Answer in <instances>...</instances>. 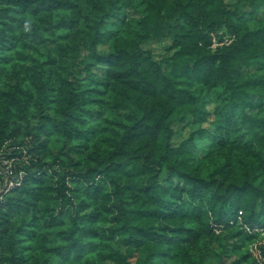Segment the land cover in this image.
Wrapping results in <instances>:
<instances>
[{
  "label": "trees",
  "instance_id": "16d2710c",
  "mask_svg": "<svg viewBox=\"0 0 264 264\" xmlns=\"http://www.w3.org/2000/svg\"><path fill=\"white\" fill-rule=\"evenodd\" d=\"M166 39L159 58L144 46ZM14 145L0 264H256L264 0H0Z\"/></svg>",
  "mask_w": 264,
  "mask_h": 264
},
{
  "label": "built area",
  "instance_id": "2783aa9c",
  "mask_svg": "<svg viewBox=\"0 0 264 264\" xmlns=\"http://www.w3.org/2000/svg\"><path fill=\"white\" fill-rule=\"evenodd\" d=\"M11 149L21 150L22 155L16 156L14 154H6L0 151V200H2L13 189L18 187L22 183L26 174L24 168L18 166L19 162L27 163L28 161V154L25 147L14 145ZM239 214H241V211H239ZM246 230L250 231L248 227H246ZM215 231L218 232V229H215ZM263 241L264 238L261 241H255L249 245V251L255 258L256 264H264V254L260 248Z\"/></svg>",
  "mask_w": 264,
  "mask_h": 264
},
{
  "label": "rangeland",
  "instance_id": "374dc122",
  "mask_svg": "<svg viewBox=\"0 0 264 264\" xmlns=\"http://www.w3.org/2000/svg\"><path fill=\"white\" fill-rule=\"evenodd\" d=\"M228 3L233 2V0H226ZM214 40L213 45H216L217 42H215L216 40ZM228 40V39H227ZM170 44V40L166 39L165 41H151L146 43L144 46L148 49H150L157 58H159L161 55H163L164 53H166L165 47H167ZM209 109H212V106H209ZM205 126H207L208 128H210V124L205 123ZM174 130H176V135L174 136L173 140L175 142H180L184 137L187 136L188 134V127L185 126L184 123H176L174 125ZM264 238V233H261V235L256 238L254 240L255 241H261ZM251 244V243H250ZM230 258L227 260V264L231 263L235 258H236V254L234 253H230Z\"/></svg>",
  "mask_w": 264,
  "mask_h": 264
}]
</instances>
